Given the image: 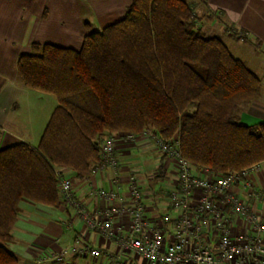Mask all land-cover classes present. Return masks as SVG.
I'll list each match as a JSON object with an SVG mask.
<instances>
[{
  "label": "trees",
  "instance_id": "1",
  "mask_svg": "<svg viewBox=\"0 0 264 264\" xmlns=\"http://www.w3.org/2000/svg\"><path fill=\"white\" fill-rule=\"evenodd\" d=\"M199 22L187 0H132L78 50L32 42L18 55L23 86L57 103L35 147L0 149V264L17 262L5 245L19 203L61 204L55 171L87 176L101 161L102 135L175 137L192 166L214 174L264 159V121L239 118L241 106L259 96L260 78Z\"/></svg>",
  "mask_w": 264,
  "mask_h": 264
},
{
  "label": "crops",
  "instance_id": "2",
  "mask_svg": "<svg viewBox=\"0 0 264 264\" xmlns=\"http://www.w3.org/2000/svg\"><path fill=\"white\" fill-rule=\"evenodd\" d=\"M131 1L0 0V149L17 142H25L35 147L38 142L36 140V144L32 143L33 121L36 116L33 118L35 109L33 112L30 101L31 92L36 90L23 86L16 69L18 55L27 52L32 42L78 50L87 33L100 31L104 26L120 20ZM191 3L196 13L201 9L206 14H211L212 18L217 17L224 24L245 31L251 43H245L242 39L235 42L223 24L221 30L224 40L217 32L204 33L208 27H202V21L200 26L201 31L204 29L202 31L204 34L218 36L232 55L258 75L261 81L259 96L241 106L239 118L246 125L264 121V0H204V3L200 0H191ZM253 41L259 43L258 47L252 44ZM24 110L27 113L23 116ZM48 118L44 119V124L39 125L37 139ZM126 133L118 131L110 134L116 137L115 168L110 166L97 168L95 165L85 177H76L67 169H61V173L71 178L74 194L83 202L88 212L96 213L106 203L96 196V190L116 188L118 193L128 200L130 185L134 183L141 192V202L149 219L161 214L174 217L175 212L169 206L168 198L160 197L158 203L160 206L152 201L155 194L160 196L158 191L160 188L153 189L149 179L151 176L155 180H162L169 175L173 178L170 179V186L175 187L177 184L175 163L165 158L148 136L140 134L134 140H128L124 137ZM107 136L102 135L100 140ZM250 178L257 192L256 197H246L239 186L235 187V191L247 199L259 217L264 220V165L252 171ZM147 201L151 204L147 205ZM113 222L115 233H124L128 229L127 216L117 217ZM11 235L5 246L17 258L16 264H117L116 257L120 248L115 241L88 229L62 203L58 206H49L21 201ZM229 235L232 241L254 237V233L239 217L230 224ZM171 237L172 231L170 225H167L165 241L168 242ZM209 238L211 245L216 247L217 234L210 233ZM259 240L264 242V235H259ZM72 244L79 247L88 245L105 254L93 256L90 253H66L59 260L48 258V254L61 252ZM123 257L126 264H147L134 252L124 251ZM247 264L250 263L247 261Z\"/></svg>",
  "mask_w": 264,
  "mask_h": 264
},
{
  "label": "built area",
  "instance_id": "3",
  "mask_svg": "<svg viewBox=\"0 0 264 264\" xmlns=\"http://www.w3.org/2000/svg\"><path fill=\"white\" fill-rule=\"evenodd\" d=\"M140 134L148 136L157 150L176 165L177 184L168 192L174 217L161 214L149 219L141 202V192L134 183L130 185L128 200L116 188L96 190V196L108 204L105 203L96 213L88 212L83 202L75 196L71 178L55 171L61 203L88 229L115 241L120 248L117 264H126L124 251L137 253L147 264H247V261L250 264H264V242L259 240V235H264V220L247 199L235 191V187L239 186L246 197L257 196L250 175L264 165V159L241 171L214 174L206 168L192 166L181 155L177 138L165 141L157 134L149 135L146 131ZM136 136L129 132L124 135L128 140H134ZM115 143L116 137L113 135L102 139L101 161L97 168H115ZM130 179L133 180L132 177ZM120 216H127L128 229L124 233H115L113 221ZM237 217L244 220L254 237L231 240L229 226ZM167 225L172 231L168 242L165 241ZM210 233L217 234L216 247L210 243ZM66 253L105 254L88 245L79 247L72 244L61 252L49 254L48 258L59 260Z\"/></svg>",
  "mask_w": 264,
  "mask_h": 264
},
{
  "label": "rangeland",
  "instance_id": "4",
  "mask_svg": "<svg viewBox=\"0 0 264 264\" xmlns=\"http://www.w3.org/2000/svg\"><path fill=\"white\" fill-rule=\"evenodd\" d=\"M187 1L191 3V0H187ZM196 14H198L200 16V18H199V21H200L199 27L201 26V21H202V27H205V28L208 27V30L205 29V31L202 28L203 29L202 31H204V33L208 34V33H216L217 32V33H219L221 35V38H223V40H224V35L222 33V30H221L222 24L225 27L226 31H228L227 29L231 28V26L224 24L222 22V20L217 18V17H216L217 19L216 18H212L211 14H206L201 9H199V11ZM236 34H237L236 38L231 35L233 37V39H235V42L237 40H240V39L243 40L244 38H242V37H246L247 40L246 41H245V39L243 40V41H245V43L246 42L247 43L250 42L249 38L247 37L246 34H244V32H240V30H236ZM230 43H231V41H229V46L232 48V45H231L232 43L231 44ZM252 44L255 45L256 47H258V45H259V43L257 41H253ZM30 101H31L32 111L34 112V109H35V113H34L35 115L34 116L32 115V116H33V118L36 116L34 121H33V123H34L33 124V129H34L33 133L34 134H33V139H32L33 140L32 143L36 144V140H38L37 139L38 135L36 134L37 133V129L39 128V125L41 126V123L44 124V119L48 118L47 116H49L51 114L50 112H51L52 108L54 107V105H56L57 101H56V98L53 95L44 94V93H40V92H36V91L35 92H31ZM18 113H19V110H17V114ZM25 113H27V111L24 110L23 111V116L25 115ZM39 114H41V115H40V119L38 120V115ZM170 179L173 180V178H170L169 175L164 177L162 180H155L154 178H152L150 176L149 182L151 183V186L153 187V189H157L158 187L160 188V190L158 189L160 196L155 194V197L152 199V201H155V204H156V202H157V204L159 203L160 197L161 198L163 197L165 199H167V198L169 199L170 198L169 195H168V192L172 188V186H170L171 185ZM172 180H171V182H172ZM146 204L150 205L151 203L149 201H147ZM158 206H160V205L158 204Z\"/></svg>",
  "mask_w": 264,
  "mask_h": 264
}]
</instances>
